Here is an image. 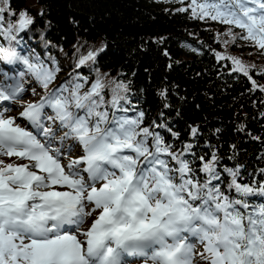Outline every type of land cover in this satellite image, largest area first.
<instances>
[{
    "label": "snow or ice",
    "instance_id": "6c2138e0",
    "mask_svg": "<svg viewBox=\"0 0 264 264\" xmlns=\"http://www.w3.org/2000/svg\"><path fill=\"white\" fill-rule=\"evenodd\" d=\"M162 2L224 25L225 46L240 39L264 54V0ZM10 10L9 0H0V24ZM32 23L20 13L9 38ZM217 55L264 92L250 74L254 65ZM89 60L95 53L81 63ZM0 62L24 65L45 90L55 80L56 70L11 47L0 46ZM82 87L61 86L23 104L18 116L0 109V264H195L197 256L204 264H264V203L247 199L264 196V185L241 184L226 169L229 189L241 198L228 195L213 183L220 178L215 156L203 162L201 181L189 161L141 127L143 113L115 115L129 110L121 104L126 85L115 84L108 105L102 80L83 94ZM24 91L22 80L5 77L0 105L21 103Z\"/></svg>",
    "mask_w": 264,
    "mask_h": 264
},
{
    "label": "trees",
    "instance_id": "16d2710c",
    "mask_svg": "<svg viewBox=\"0 0 264 264\" xmlns=\"http://www.w3.org/2000/svg\"><path fill=\"white\" fill-rule=\"evenodd\" d=\"M9 3L11 10L0 24V46L56 70L47 90L80 83L83 94L100 79L108 105L113 87L122 83L128 92L122 93L127 103L121 104L129 110L115 115L141 119L143 113L141 127L157 133L175 154L189 161L201 181L206 179L200 171L203 162L215 156L220 178L213 183L228 195L241 198L229 189L232 178L226 169L237 172L241 184L264 185V92L253 89L251 80L233 71L230 60L217 55L254 65L250 74L264 85V54L255 47L240 39L225 46L224 25L180 12L185 5L179 2ZM20 13H27L33 23L20 38L10 39L7 27L18 22ZM89 53H95V60L81 63ZM36 83L42 90L39 95L44 94L47 90ZM247 199L251 204L264 203V196Z\"/></svg>",
    "mask_w": 264,
    "mask_h": 264
},
{
    "label": "rangeland",
    "instance_id": "374dc122",
    "mask_svg": "<svg viewBox=\"0 0 264 264\" xmlns=\"http://www.w3.org/2000/svg\"><path fill=\"white\" fill-rule=\"evenodd\" d=\"M4 78L3 77H0V80H3ZM26 85H24V93L22 94V97H21V103H18V104H12V105H1L0 106V109H2L3 107L5 106H8L11 108V111L9 113H6L5 115H12V116H18L19 115V112L22 110V106L23 104L27 103V102H38L39 101V98L37 96V89H34V86L33 85H29L25 82ZM34 90V92H33ZM36 96V97H35ZM26 121H20L18 120V123H21L22 126H24L26 123ZM76 153V152H74ZM76 155V154H75ZM6 162H13V161H16V158L15 157H12V158H4ZM66 162V161H65ZM88 227V224H85V228ZM198 264H204V262L202 260L199 261Z\"/></svg>",
    "mask_w": 264,
    "mask_h": 264
}]
</instances>
